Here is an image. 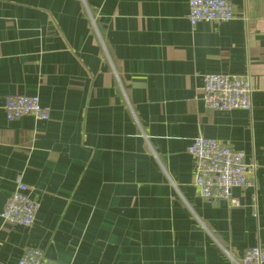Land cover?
Returning <instances> with one entry per match:
<instances>
[{"label":"crops","instance_id":"crops-1","mask_svg":"<svg viewBox=\"0 0 264 264\" xmlns=\"http://www.w3.org/2000/svg\"><path fill=\"white\" fill-rule=\"evenodd\" d=\"M189 0H0V264L30 249L60 264H232L264 247V0H227L226 23L191 27ZM248 76L250 112L202 101V76ZM38 96L49 120L7 121ZM255 165L239 202L202 199L193 139ZM31 227L1 213L17 180Z\"/></svg>","mask_w":264,"mask_h":264},{"label":"built area","instance_id":"built-area-1","mask_svg":"<svg viewBox=\"0 0 264 264\" xmlns=\"http://www.w3.org/2000/svg\"><path fill=\"white\" fill-rule=\"evenodd\" d=\"M233 7L227 0H189L187 20L193 28L199 23H226L233 19ZM202 101L207 109L230 112H250L253 84L248 76L233 74H207L202 76ZM4 113L7 121L31 116L39 121L49 120V113L40 104L38 96L13 95L5 99ZM195 173L193 184L199 196L206 201L229 202L238 207L233 197L235 189L252 185L256 166L247 165L244 153L229 142L197 137L188 147ZM30 187L17 180L14 192L2 213V221L10 226L28 228L35 221L38 204L30 197ZM232 264H264V247L255 246L244 251ZM16 264H60L43 258L36 249L27 250Z\"/></svg>","mask_w":264,"mask_h":264}]
</instances>
